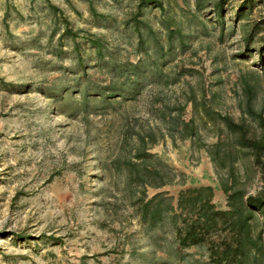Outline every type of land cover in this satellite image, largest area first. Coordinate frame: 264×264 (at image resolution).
I'll list each match as a JSON object with an SVG mask.
<instances>
[{
  "label": "rangeland",
  "instance_id": "rangeland-1",
  "mask_svg": "<svg viewBox=\"0 0 264 264\" xmlns=\"http://www.w3.org/2000/svg\"><path fill=\"white\" fill-rule=\"evenodd\" d=\"M261 19L264 0H0V264H211L177 245L171 215L139 218L124 158L153 127L149 152L175 183L147 196L176 206L180 190L211 186L226 208L225 170L205 148L230 147L220 116L261 130L247 98L264 116V25L243 35ZM237 155L248 193L264 194ZM260 230L264 248L256 212Z\"/></svg>",
  "mask_w": 264,
  "mask_h": 264
},
{
  "label": "trees",
  "instance_id": "trees-1",
  "mask_svg": "<svg viewBox=\"0 0 264 264\" xmlns=\"http://www.w3.org/2000/svg\"><path fill=\"white\" fill-rule=\"evenodd\" d=\"M245 6L240 8L238 17ZM264 25V19L259 23L244 24L243 35H253L261 31L258 25ZM264 30V29H263ZM259 41L260 56H264V34ZM249 90H246L248 94ZM251 98H247V112L256 115L260 132L250 130L245 120L235 121L231 116H220L223 129L228 130L229 138L226 144L230 147L221 148V140L206 146V153L215 164V167L225 170L219 181L220 188L226 194V208H217L212 202L213 188L211 186L187 187L179 191L176 206L172 203L171 196L165 192H157L147 196V188H160L175 183V174L158 156L149 152L150 147L157 141L155 128L145 134L137 132L133 139L132 156L124 158L126 168L127 187L135 186L133 204L138 209L139 218L155 224L163 220L166 215H171L175 242L182 248H204L206 257L211 264H264V248L259 233L254 232L255 213L264 215V194L257 192L248 193L236 173L235 159L239 152L250 157L257 168L259 175L264 179V116L256 112L252 106ZM184 105L181 107V111ZM165 117V116H164ZM172 126L181 125L182 137H189L195 133L194 119L180 120ZM222 129V130H223ZM222 132V131H221ZM234 147L236 150H234ZM237 151V152H235ZM236 153V154H235ZM118 168H122L120 161Z\"/></svg>",
  "mask_w": 264,
  "mask_h": 264
}]
</instances>
